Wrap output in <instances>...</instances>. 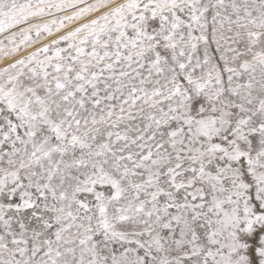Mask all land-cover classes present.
<instances>
[{
    "label": "snow or ice",
    "instance_id": "snow-or-ice-1",
    "mask_svg": "<svg viewBox=\"0 0 264 264\" xmlns=\"http://www.w3.org/2000/svg\"><path fill=\"white\" fill-rule=\"evenodd\" d=\"M0 264H264V0H0Z\"/></svg>",
    "mask_w": 264,
    "mask_h": 264
}]
</instances>
